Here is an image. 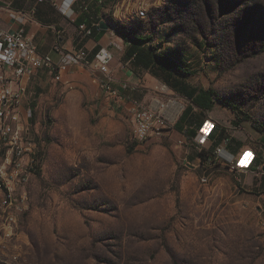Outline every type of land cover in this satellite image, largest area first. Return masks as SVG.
Here are the masks:
<instances>
[{
    "label": "rangeland",
    "instance_id": "obj_1",
    "mask_svg": "<svg viewBox=\"0 0 264 264\" xmlns=\"http://www.w3.org/2000/svg\"><path fill=\"white\" fill-rule=\"evenodd\" d=\"M128 1L148 10L136 33L158 54L181 56L190 85L214 92L213 109L193 118L218 127L216 138L178 129L190 102L158 70L142 107L175 100L182 109L143 143L132 137L130 102L94 110L100 100L58 83L48 94L31 78L23 108L32 109L37 160L12 227L0 202V264H264V139L255 129H264V0Z\"/></svg>",
    "mask_w": 264,
    "mask_h": 264
},
{
    "label": "built area",
    "instance_id": "obj_2",
    "mask_svg": "<svg viewBox=\"0 0 264 264\" xmlns=\"http://www.w3.org/2000/svg\"><path fill=\"white\" fill-rule=\"evenodd\" d=\"M44 2L72 23H75L73 6L79 4L84 21L77 25V30L82 39L89 38L93 30L99 31L101 22H107L112 28L115 24L135 31L136 23L140 24L148 17V10L143 4L136 7L128 0H95L99 8L107 10L100 16L93 13L86 0H36V4ZM8 11L10 18L20 25L28 20L24 12ZM35 11L32 8L29 15ZM51 50L57 56L56 61L51 55L38 52L37 45L23 28L9 31L0 22V149L4 152V158L0 161V202L6 213L7 227H12L17 216L25 209L26 196L17 192L19 187L28 184L37 160V145L28 125L32 109L25 110L23 104L28 101V82L39 71L48 72L55 83L62 82L64 74L74 67L95 74L99 89L107 100L131 103L132 137L137 143L160 136L177 115L176 109L166 107L167 110L158 111L157 103L155 107L144 108L121 94L113 85L110 68L113 55L108 47L99 49L92 57L84 48L64 49L58 43ZM168 103L180 105L175 100ZM211 130V127L200 128L195 141L207 140ZM221 152V148H216L215 153ZM247 158L243 162L249 165L252 158Z\"/></svg>",
    "mask_w": 264,
    "mask_h": 264
},
{
    "label": "crops",
    "instance_id": "obj_3",
    "mask_svg": "<svg viewBox=\"0 0 264 264\" xmlns=\"http://www.w3.org/2000/svg\"><path fill=\"white\" fill-rule=\"evenodd\" d=\"M86 2L89 3L91 10L97 16L103 15L107 11L106 8H99L95 0H86ZM32 8H35L36 11L33 15H29ZM8 10L24 12L28 15V20L20 25L10 18ZM73 11L75 12V23L60 16L47 2L36 4V0H0L1 26L9 31L23 28L26 35L30 36L37 45L38 52L51 55L54 61L57 60V56L52 52L51 48L55 43L60 44L64 49L84 48L91 57L98 49L108 47L113 55L110 68L113 75L114 87H116L127 99L131 100L129 95L131 94L132 97H135L131 101H136L142 105V101L139 98L143 95V90H148L150 86H157V83L154 82L156 80H154L148 71L142 72L135 69L131 65V62L125 59L126 45L114 28L109 26L107 30H102V32L93 30L89 38L82 39L77 30V25L84 21V17L79 11V4L73 6ZM100 21L101 20H99V22ZM104 23L107 24V22ZM115 48L118 50L124 49L122 56L117 53V58V54L115 55ZM45 72L46 71H39L32 79H34L36 85L45 88L48 94H50L55 90V82L51 80L53 84H48V81H43L46 75H50L48 72ZM187 77L188 76L184 77V80L190 85ZM58 84L63 90L68 89L78 92L82 101H84V99L87 102L100 100V102L93 105L94 110L96 106H105L109 101L100 91L95 80V74L88 70L78 67L71 68L64 74L62 82ZM164 86L168 91H172L178 96L183 97L165 83ZM190 86L194 87L192 85ZM124 104L126 103L124 102ZM202 127H211L212 130L209 133L208 140L214 141L218 127H215L214 124L209 121L203 122L200 128ZM200 128H198V130ZM247 160L248 158H245L244 161Z\"/></svg>",
    "mask_w": 264,
    "mask_h": 264
},
{
    "label": "trees",
    "instance_id": "obj_4",
    "mask_svg": "<svg viewBox=\"0 0 264 264\" xmlns=\"http://www.w3.org/2000/svg\"><path fill=\"white\" fill-rule=\"evenodd\" d=\"M113 26L118 30L119 33L117 30L116 32L122 37L126 45L125 59H128L135 69L148 71L151 76H155L152 71L158 70V72L162 74L163 82L190 102V105L181 114L177 125L178 129L185 131L190 139L194 138L196 131L200 128L204 120H194L193 111L194 109L201 111L212 110L215 101L218 100L214 92L188 85L184 77L192 74L183 65L185 63H183V58L176 55L175 58L172 59L166 54H158V51L155 50L152 45V37L142 36L137 34L136 31H131L115 24H113ZM99 31L102 32L101 29ZM221 103L231 108L240 121H248L250 119L247 115H244L243 118H239V113L241 112L236 106L225 101H221ZM255 129L264 139V129L260 127ZM199 157L202 162L206 159V156L202 154H199Z\"/></svg>",
    "mask_w": 264,
    "mask_h": 264
},
{
    "label": "bare ground",
    "instance_id": "obj_5",
    "mask_svg": "<svg viewBox=\"0 0 264 264\" xmlns=\"http://www.w3.org/2000/svg\"><path fill=\"white\" fill-rule=\"evenodd\" d=\"M171 104V106L170 107H172V109H176V112L178 113L179 112V110H181L182 109V105H178V106H176L177 104H175V103H170ZM169 104V105H170ZM157 107H163L161 104H157V106H156V108ZM165 107V106H164ZM167 107H169V106H167ZM169 107V108H170ZM164 115L165 116H167L165 113H164ZM202 133H203V131H201ZM205 142V141H204Z\"/></svg>",
    "mask_w": 264,
    "mask_h": 264
},
{
    "label": "water",
    "instance_id": "obj_6",
    "mask_svg": "<svg viewBox=\"0 0 264 264\" xmlns=\"http://www.w3.org/2000/svg\"><path fill=\"white\" fill-rule=\"evenodd\" d=\"M108 27H109V25L108 24H105L104 22H101L100 24H99V28L101 29V30H107L108 29ZM262 171L264 172V166L262 167Z\"/></svg>",
    "mask_w": 264,
    "mask_h": 264
}]
</instances>
